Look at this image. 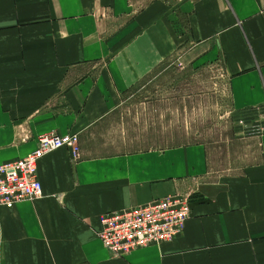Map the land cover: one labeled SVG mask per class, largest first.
<instances>
[{
	"label": "crops",
	"instance_id": "1",
	"mask_svg": "<svg viewBox=\"0 0 264 264\" xmlns=\"http://www.w3.org/2000/svg\"><path fill=\"white\" fill-rule=\"evenodd\" d=\"M177 49L223 63L251 144L237 173L215 174L200 143L120 152L101 139L125 91ZM48 132L77 134L79 149L38 161L42 197L0 205V264H264V0H0V163ZM174 193L189 196L180 235L105 249L99 215Z\"/></svg>",
	"mask_w": 264,
	"mask_h": 264
},
{
	"label": "rangeland",
	"instance_id": "2",
	"mask_svg": "<svg viewBox=\"0 0 264 264\" xmlns=\"http://www.w3.org/2000/svg\"><path fill=\"white\" fill-rule=\"evenodd\" d=\"M201 61L178 49L162 60L125 91L101 139L120 152L200 143L215 174L237 173L250 159L247 131L236 125L222 61Z\"/></svg>",
	"mask_w": 264,
	"mask_h": 264
},
{
	"label": "built area",
	"instance_id": "3",
	"mask_svg": "<svg viewBox=\"0 0 264 264\" xmlns=\"http://www.w3.org/2000/svg\"><path fill=\"white\" fill-rule=\"evenodd\" d=\"M239 123L243 124L242 121ZM59 148H68L76 153L79 149L78 135L43 133L37 138V146L26 155L0 163V205L12 209L19 202L42 197V186L37 176L38 161ZM189 214V196L174 193L99 215L96 234L112 256L124 257L138 248L171 241L182 233Z\"/></svg>",
	"mask_w": 264,
	"mask_h": 264
}]
</instances>
